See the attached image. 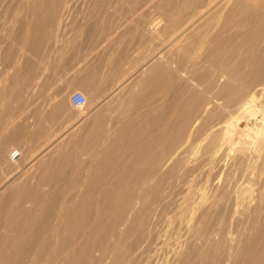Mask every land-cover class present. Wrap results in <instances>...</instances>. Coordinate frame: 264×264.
Returning a JSON list of instances; mask_svg holds the SVG:
<instances>
[{
	"label": "rangeland",
	"instance_id": "1",
	"mask_svg": "<svg viewBox=\"0 0 264 264\" xmlns=\"http://www.w3.org/2000/svg\"><path fill=\"white\" fill-rule=\"evenodd\" d=\"M238 2L244 11L234 8ZM255 3L249 13L252 8L249 9L248 0H0V198L21 185H28L34 191L42 177H45L42 188L48 189L49 194L62 188H73L75 194L80 193L90 177L98 176L101 180L105 172L110 173V178L119 172L117 168L112 170L113 159L109 164L100 160L101 151L109 142L124 140L140 145L148 142L153 146L143 151V147L136 145L130 155L143 152L141 155L144 154L148 164L156 157V171L160 175L167 174L155 191L149 192L135 224L121 227L119 240L105 231V239L101 236L102 240L99 238L94 243L92 250L96 251L89 250L82 256L85 259L81 257L82 264L103 260L107 264L230 263L232 260L226 257L224 248L230 239L238 241L235 228L233 233V222L252 214L257 196L264 193V147L246 183L251 189L246 193L249 206L236 207L237 213L222 214L225 218L219 221L217 213L221 214L226 198L244 171L237 158L245 144H233L234 138H230L218 148L224 141L221 122L225 120L226 111L206 120V126L201 128L200 122L190 127L193 119L186 124L183 133L169 128L167 108L173 95L187 87L196 95L200 93L199 105H203L214 99L221 83L210 74L205 77L210 86L204 90L202 82H198L200 79L185 72H174L173 63L170 70L165 58L168 61L173 49L168 40L183 28L186 31L179 41L189 40L193 47L199 48L200 54L216 48L219 43L231 49V40L246 37L247 20L255 19L263 8L261 0ZM204 26L206 29L209 26V30ZM192 63L188 62L185 68L190 69ZM203 65L206 71L211 67L208 62ZM169 70L173 71L170 81L166 77ZM75 91L86 97V106L82 109H74L69 102ZM260 94L255 104L260 103L264 111V93ZM79 110L85 113L83 117H77ZM183 111L185 113L187 108L182 107ZM209 111H205L202 118L207 119ZM96 114L101 117L100 134L89 137ZM124 125L130 129L127 127L125 131ZM189 130V144L167 162V156L185 140ZM214 133L217 139L206 149ZM177 136L181 139L169 150V143ZM73 145H76L77 159L64 160L63 164L61 153L68 154ZM228 146L232 148L229 150ZM13 150L20 152V157L14 161L9 158ZM57 163L60 168L51 174L46 172L48 166ZM90 166L97 167L92 175ZM21 200L16 204L15 220L21 222L27 210L36 211L39 220L34 228L42 226L44 235L48 234L45 224L49 226L52 218L37 210L36 204ZM52 204L50 199L49 210ZM110 222L111 218L107 224ZM263 229L264 206L255 215L254 226L244 232L248 238L245 248L253 246ZM237 246L242 248L240 243ZM112 251L117 255H111ZM33 253H27V261Z\"/></svg>",
	"mask_w": 264,
	"mask_h": 264
},
{
	"label": "bare ground",
	"instance_id": "2",
	"mask_svg": "<svg viewBox=\"0 0 264 264\" xmlns=\"http://www.w3.org/2000/svg\"><path fill=\"white\" fill-rule=\"evenodd\" d=\"M248 1L251 4V7L248 6L250 9L252 8L255 2L260 0H248ZM261 1L263 8L259 10L258 14L255 15V19L250 18V20L249 19L247 20V26L245 28V33H244L246 37L238 36L239 37L238 39L235 38L231 40L232 42L230 44L231 49L229 50H227L224 45L219 43V45L216 48L209 49L205 54H200L201 52L199 53V48L193 47L189 40L184 42L179 41V37L186 31V28H183L182 30L175 32L173 38L168 40L170 41L169 43L166 41L168 45L173 48L171 51L169 50L170 51L169 54L167 53L168 61L165 58V63L169 64L170 70L173 63L174 66H172L173 67L172 69L174 72L177 73L185 72L191 76L200 79L198 82H202L204 90L208 89L210 86L209 82L207 83L205 82V77L207 78L210 74L214 75L216 81L221 83L219 85L220 88L217 90L216 95L214 96V99L212 100L207 99L209 101L207 102L204 101L205 104L203 105H199L201 98L199 96L200 98L199 99L198 95L200 93L196 95L193 93L191 89H188L186 86H185L186 88L183 89L180 88L181 90L178 91L177 94L173 95V100L169 104V107L167 108L169 111L167 112L169 128L172 130L176 129L175 132L180 133L182 130L184 131V128L186 124H188L190 119H193V122L190 127H193L200 122V128H201L203 126H206L205 125L206 120H209V118L217 117L219 115V112L221 111L222 113L226 111V115L224 117L225 120H223V122L220 121L222 123L221 130L223 131L222 136L224 141H222L221 144L218 143L220 144L218 148H220L226 142V140L228 141V139L230 138H234L233 144L237 143L236 145H238L240 142H243L245 144V148L241 152H239L238 158L236 157L237 161L243 164L244 171L240 176H238V180L233 185L231 193L225 200L226 202L223 200L225 204L223 203L224 205L222 206V210H221L222 212L221 214L219 212L217 213V218L219 219V221L225 218L224 216H222V214H225V216L226 215L233 216L235 213L238 212V210H236V207L246 208L247 206H249L248 205L249 198L246 193L251 189H248L246 187V183H248L247 180L250 177L249 176L250 170L255 167L259 154L261 153L262 148L264 147V111L262 110L261 107H259L260 103H258V106H256L255 104L256 98L258 97L257 95L258 94L261 95L260 93L262 94L264 93V15H263L264 0ZM234 8L238 10H242V5L239 4L238 2L236 7ZM252 10L253 8L251 9V11H249V13H252ZM242 11H244V9ZM203 18H205V16ZM236 28H239V25L238 27L236 26ZM197 37H201V36L197 35ZM188 62L191 63L193 62L192 67L190 69L185 68ZM204 62H208L211 66L207 71L204 69V65H203ZM162 66L164 65L162 64ZM152 69L154 68L152 67ZM163 69H165V67H163ZM170 70L167 72L166 75L169 81L173 76L172 75L173 71ZM161 79H163V76L161 77ZM163 82L166 81L164 80ZM163 84L165 85V83ZM215 85H213V87ZM252 106L253 108L251 109ZM182 107H184V109L187 108V111L185 113L184 111L182 113ZM207 110H210L208 114V118L204 119L202 118V115ZM84 114L82 111L79 110V114L77 115V117L79 116L83 117ZM94 118H95L94 120L95 125L94 127L91 128L90 131L88 130L89 137H94L99 133L100 123H102L99 114H96ZM123 127H125V125ZM127 127L128 126L126 125L125 131ZM128 128L130 129V127ZM206 134L208 135L210 134V132H206ZM217 136L218 135L215 133L212 134L208 142V145L206 146V149H208V147H210L215 143ZM122 138L125 139V137ZM179 138L177 136L176 140H172L171 144L169 143V148H168L169 150L176 146V145L174 146V143L177 142ZM190 138H191V131L189 130V133L187 134L185 140L183 139L184 141L181 144H179V146L175 147L176 149L170 155L167 156L168 157L167 162L173 159V157L182 149V147L189 142ZM132 142H128L124 140L115 141L112 143L109 142L107 147H105L101 151L102 156L99 155L101 157L100 160L104 163H108V161L113 159L115 161V164L113 165L112 170H114V168L115 169L117 168L119 172L112 175V178H110L109 176L110 173H106V172L103 173V171L101 170L103 166L101 165L102 167L100 170L103 173V178L100 180V177L97 178L98 176L90 177L88 182H85V185L83 189H81L82 191L80 193L75 194L73 188L54 189L50 193L51 197H49L50 194L48 192V189L42 188L45 182V177H42L35 185L36 187L34 191L32 190L33 188L31 189L30 186L28 185H21L11 189L9 193L2 196L0 198V264H82L81 257L89 250H92V248L95 246L94 244L95 241L99 239L101 236L103 237L105 231H108L110 234H112V236L115 235L116 239L119 240L122 237V233L120 231L121 227L123 226L128 227V225H131V223H133L137 219L140 212V208L144 203L146 197L148 196L149 192L151 190L155 191V189L158 187L159 183L163 179V175L167 174L164 173L160 175V173L156 171L158 164V161L155 160L156 157L153 158L155 161L153 160L152 163L148 164L149 161L144 160L145 158L144 154L141 155V153L143 152L134 154V156L130 155L133 152V148L136 145H139L138 147L141 148L143 147V151H144L147 148L153 146V144L145 142L140 145L138 142L136 143H132ZM151 142L155 143V141L154 142L151 141ZM156 145H160V144H156ZM72 147H73L72 150L68 154L61 153L62 156L60 160L61 162H63V164H64V160L74 161L75 159H77L76 145H73ZM230 148H232V146L229 147V150ZM159 152L160 151H158V153ZM61 162L60 164H62ZM57 164H52L48 166L46 172L51 174L53 170L60 168L61 167L60 164L58 165ZM174 164H178V163L175 162ZM234 164L236 165L237 162ZM72 165L74 164L72 163ZM95 168L97 167L90 166L89 168L91 172L90 175H92L93 169ZM232 169H234V167ZM238 169L239 168L237 167V170ZM57 174L59 175V173ZM229 190L230 189H228L227 191ZM202 194L200 195L202 196ZM20 199H23L26 202L28 201V203L30 204L31 203L36 204L38 207L37 210H39L42 213L45 212V214L47 213L52 218L53 221L49 226L45 224V230L47 226V231L49 232L48 234L46 233V235H44V230L40 229L42 228V226L39 228L40 230L34 228L35 223L39 219H37L38 215L36 214V211L32 210L33 207L31 209L32 211H28V210L25 211L23 217L24 219L22 221L20 220L21 222L17 221L18 219L15 220L18 214V213L16 214V204ZM50 199L53 201L52 210L51 209L49 210L47 208V203ZM262 206H264L263 192L262 195L257 196L256 205L253 208L252 214H249L244 220H240V221L236 220L235 222H233L232 225L233 233H235L234 231L235 228L238 231L237 233L238 241L235 242L234 238L230 239L228 245L224 248L226 249L225 250L226 257L232 260L228 264H264V229L259 233L256 242H254L253 246L250 248H245L247 247L246 241L248 238L244 236V232H246L247 229L249 230L254 226L255 215L258 212H260ZM187 215L189 214L187 213ZM110 218L112 222H110L111 224H107V221ZM42 221L44 222V220ZM130 228H133V226ZM234 237H236V235ZM100 240L102 239L100 238ZM138 241L140 240L138 239ZM238 243L242 245V248H238L237 246ZM117 250L119 251L118 248ZM30 251L31 252L34 251V253L31 256L32 258L29 261H27L26 255L27 253H31ZM112 254L117 255L114 254L113 251L111 252V255ZM59 255L61 256V259H59ZM84 256H86V254ZM95 256L97 255L95 254ZM82 259L85 258L82 257ZM103 261L100 262L98 261V263L96 264H105L106 262Z\"/></svg>",
	"mask_w": 264,
	"mask_h": 264
},
{
	"label": "built area",
	"instance_id": "3",
	"mask_svg": "<svg viewBox=\"0 0 264 264\" xmlns=\"http://www.w3.org/2000/svg\"><path fill=\"white\" fill-rule=\"evenodd\" d=\"M69 102L74 109H82L86 106V97L80 91L73 92L69 97ZM20 157L17 150H13L9 153V158L11 160L18 159Z\"/></svg>",
	"mask_w": 264,
	"mask_h": 264
}]
</instances>
